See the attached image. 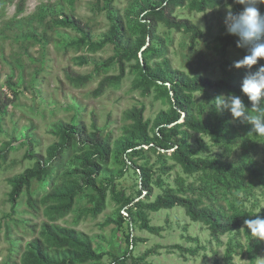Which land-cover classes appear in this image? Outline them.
<instances>
[{
	"label": "rangeland",
	"instance_id": "rangeland-1",
	"mask_svg": "<svg viewBox=\"0 0 264 264\" xmlns=\"http://www.w3.org/2000/svg\"><path fill=\"white\" fill-rule=\"evenodd\" d=\"M107 1L111 2L113 12L125 21L124 13L135 0H0V93L9 101L0 112V149L8 150L5 160L0 159V264H18L25 245L37 237L39 226L45 222L40 200L51 186L68 179L63 172L71 167L70 152L65 151L63 168L52 167L45 180L29 183L27 194L36 202V211L29 208L25 190L14 205L8 201L11 189L8 179L33 166L34 160L26 158L25 154L44 155L46 148L56 141L50 134L53 124L81 122L91 132L94 123L100 135L112 143L130 124L124 117L126 111L143 107V119L151 122L157 113L168 108L165 101L154 98L153 91L143 96L132 88L137 77L133 61L124 62V76L119 83L106 87L99 95L93 94L102 78L118 75L113 46L105 44L93 52L76 49L71 43L78 40L79 35L57 26L55 20L60 13L72 16L90 29L91 41L98 43L110 26L105 10ZM174 15L192 22L201 36L190 48L187 34L158 26L156 35L166 51L155 57L148 56V63H160L166 58L172 70L185 75L240 84L245 70L234 69L232 65L246 54L245 50L227 47L222 55L217 44V39L225 35V3L203 14L190 13L186 7L178 8ZM124 24L125 36L134 39L136 31L131 28L132 23ZM155 45V42L151 44ZM79 57L85 58L84 64L78 63ZM259 63L264 64V61ZM257 66H253V70ZM66 69L88 80L72 85L64 76ZM221 94L226 93L217 96ZM194 101V113L203 122L207 119L217 122L224 115V120L232 126H244L251 143L249 155L258 167H264V135L253 134L250 124L234 120L227 110L218 112L210 91L196 93ZM249 115L256 116L251 110ZM189 135L188 142L198 158L236 164L242 156L240 141L227 154L207 137ZM28 138H32V142L27 141ZM178 141L179 138L174 140ZM126 161L151 169L148 201L171 190L184 197H200L203 205H211L226 216L243 212L250 214L249 219L264 216V185L246 175L245 187H238L212 176L208 170L205 175L187 176L171 161L169 153L162 151L143 148L137 155L112 156L105 169L124 172L107 186L102 212L93 216L90 196L94 193L84 191L75 197L68 215L56 222L86 235L92 249L101 255L99 261L84 264H264V241L253 239L242 229L244 226L238 233H228L214 240L203 224L189 221L178 207L145 212L147 226L160 228V231L152 235L142 230V216L131 209V216L126 217V210L120 209L119 202L114 200L115 195H121L133 202L138 199L146 202L143 194L138 197V174L130 163L125 166ZM105 176L101 174L96 178L97 186L106 185Z\"/></svg>",
	"mask_w": 264,
	"mask_h": 264
},
{
	"label": "trees",
	"instance_id": "trees-1",
	"mask_svg": "<svg viewBox=\"0 0 264 264\" xmlns=\"http://www.w3.org/2000/svg\"><path fill=\"white\" fill-rule=\"evenodd\" d=\"M225 2L226 0H135L126 9L124 21L122 16L113 12L111 2L107 1L105 10L110 26L98 43L91 41L89 28L74 20L72 16L59 14L55 24L79 35V39L71 43L76 49L86 48L93 52L105 44L113 46L118 75L102 78L93 92L94 95H99L106 87L119 83L124 76V62L133 61L137 77L133 80L132 88L143 96L153 91L154 98L165 101L168 108L157 113L151 122L143 119V107L126 111L124 117L130 124L123 128L122 136L112 143L109 138L100 135L94 123L91 125V132H88L81 122L75 125L57 122L51 126L50 134L56 138V141L46 148L44 155L26 153V158L34 160L32 168L7 181L11 188L8 201L14 205L25 190L29 208L36 211L38 209L36 202L27 194L29 183L33 180L37 182L45 180L50 175L52 167L63 168V154L65 151L70 152L68 161L71 167L63 172L68 179L61 184L51 186L40 200L45 222L39 226L37 237L25 245L18 264H84L101 259V255L92 249L91 241L86 235L61 227L56 222L68 215L75 197L84 191L94 193L90 196L93 204L90 211L93 216L102 212L107 186H111L121 178L124 172V170L113 172L105 169L112 156L137 155L143 148L152 152L162 151L169 153L171 161L187 176L196 173L205 175L208 170L211 171L212 176L233 182L238 187H245V175L264 185V167H258L249 155L251 143L246 128L240 124L232 126L224 120V115L217 122H211L209 119L203 122L194 113L196 93L210 91L213 99L219 93L241 95L240 84L185 75L172 70L166 58L160 63L152 65L148 63V56L155 57L160 52L166 51L163 42L156 35L158 26L168 31L187 34L190 48L201 36L199 29L192 22L174 15L176 9L186 7L190 13L203 14L222 6ZM227 3H232V0H227ZM233 8L238 10L240 5H233ZM261 11H264V6H261ZM126 21L132 23L131 28L134 27L136 31L134 39L125 36ZM154 42L155 47L151 46ZM217 42L222 55L227 47H236L237 43L236 37L226 34L218 38ZM77 61L81 65L86 60L79 57ZM64 76L75 86L88 80L87 77H80L69 69L64 71ZM242 98L247 103V98ZM8 102V99L0 93V112H3ZM261 111H264V107ZM254 113L260 114L255 111ZM190 133L207 137L213 144L220 145L227 154H230L231 147L240 141L242 156L236 164L224 163L217 159L198 158L197 152L188 142ZM177 138L179 141L175 143L174 140ZM28 140L32 142V138ZM7 153V149H0V159L4 161ZM127 163H130L138 174L140 187L138 197L143 194L146 202L140 199L133 202L121 195H115L114 200L119 202L120 209L126 210V217L131 216V209L138 212L142 216L140 217L142 230L152 235H157L160 228L147 226L148 223L143 217L145 212L156 213L178 207L183 210L189 221L203 224L214 240L228 233H238L244 226V220L250 218L247 212L226 216L211 205H203L200 197H184L171 190L156 196L153 201H148L151 195V169L135 166L131 161H126L125 166ZM101 174L107 175L105 186L96 184L95 180ZM31 228L34 230V227ZM149 253L151 251L143 256L146 257Z\"/></svg>",
	"mask_w": 264,
	"mask_h": 264
},
{
	"label": "clouds",
	"instance_id": "clouds-1",
	"mask_svg": "<svg viewBox=\"0 0 264 264\" xmlns=\"http://www.w3.org/2000/svg\"><path fill=\"white\" fill-rule=\"evenodd\" d=\"M233 5H240L238 10ZM264 0H232L225 2L223 26L225 34L236 37V47L245 50V55L233 62L234 69H244L245 75L240 83L241 95L221 94L214 101L218 112L227 110L234 120H242L251 125V132L264 135ZM201 29L204 26L201 25ZM258 65L255 70L253 66ZM242 97L247 98V103ZM212 104V105H213ZM260 113L250 116L249 111ZM244 228L253 239L264 241V216L245 219Z\"/></svg>",
	"mask_w": 264,
	"mask_h": 264
}]
</instances>
